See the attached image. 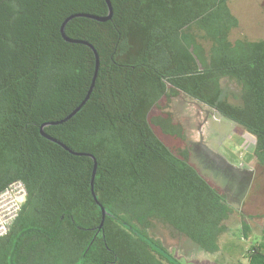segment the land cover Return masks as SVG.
<instances>
[{
    "label": "trees",
    "instance_id": "1",
    "mask_svg": "<svg viewBox=\"0 0 264 264\" xmlns=\"http://www.w3.org/2000/svg\"><path fill=\"white\" fill-rule=\"evenodd\" d=\"M110 1L111 20L67 24L69 38L98 52V77L74 117L44 129L96 158L101 226L93 160L40 128L80 106L96 69L89 47L63 39V22L106 17L107 2L0 0V193L16 181L27 189L0 239V264H182L151 236L157 224L219 253L234 210L192 161L186 127L171 111L180 96L253 136L264 172V38H233L232 0ZM245 258L235 264H264V242Z\"/></svg>",
    "mask_w": 264,
    "mask_h": 264
},
{
    "label": "rangeland",
    "instance_id": "2",
    "mask_svg": "<svg viewBox=\"0 0 264 264\" xmlns=\"http://www.w3.org/2000/svg\"><path fill=\"white\" fill-rule=\"evenodd\" d=\"M230 8L240 22L239 29L233 33L234 39L245 37L256 41L264 38V0H232ZM171 111L186 127L193 146L192 161L201 175L221 187L227 193L229 203L236 207L246 192L249 191L250 197L254 196L257 180L254 182L253 179L260 174L253 155L255 138L214 109L186 96L174 99ZM214 152L224 155L227 162L220 161ZM242 221L232 217L227 222L229 231L221 238V251L217 254L200 251L176 231L161 224L155 226L151 236L159 239L182 264L247 263L248 250L254 244L264 242V223L252 222L250 232L244 235Z\"/></svg>",
    "mask_w": 264,
    "mask_h": 264
},
{
    "label": "water",
    "instance_id": "3",
    "mask_svg": "<svg viewBox=\"0 0 264 264\" xmlns=\"http://www.w3.org/2000/svg\"><path fill=\"white\" fill-rule=\"evenodd\" d=\"M107 2V5H108V8H109V14L106 16V17H98V16H95V15H89V14H76V15H71L69 16L62 24L61 26V34H62V37L63 39L68 42V43H72V44H83L87 47H89L95 54V58H96V69H95V73H94V77H93V80H92V84L90 86V89L88 91V94L85 98V100L80 104L79 107H77L70 115H68L66 118H64L63 120L61 121H58V122H52V123H44L41 128H40V133L41 135L50 140L51 142H54L58 145H60L62 148H64L67 152L73 154V155H76V156H88L90 157L93 162H94V169H93V174H92V180H91V187H92V192H93V197L94 199L96 200L97 202V205L101 208L102 210V213H103V222L101 224V226H103V223H104V219H105V216H106V211L104 209V207L101 205V203L97 200V197H96V194L94 193V181H95V176H96V172H97V167H98V163H97V160L96 158L92 155V154H89V153H79V152H74L72 149H70L69 147H67L65 144H63L62 142L48 136L44 129L49 126V125H59V124H63L67 121H69L72 117H74L81 109L82 107L86 104V102L89 100L90 98V95L92 94L93 90H94V87H95V84H96V81H97V77H98V72H99V66H100V60H99V54L98 52L96 51V49L93 47V45H91L90 43L86 42V41H79V40H74V39H71L69 38L67 35H66V26L67 24L73 20L74 18H79V17H84V18H89V19H93V20H96L98 22H106V21H109L112 19V16H113V8H112V4H111V1L110 0H106Z\"/></svg>",
    "mask_w": 264,
    "mask_h": 264
},
{
    "label": "built area",
    "instance_id": "4",
    "mask_svg": "<svg viewBox=\"0 0 264 264\" xmlns=\"http://www.w3.org/2000/svg\"><path fill=\"white\" fill-rule=\"evenodd\" d=\"M27 198V189L22 181H16L0 193V239L7 235L19 216Z\"/></svg>",
    "mask_w": 264,
    "mask_h": 264
},
{
    "label": "crops",
    "instance_id": "5",
    "mask_svg": "<svg viewBox=\"0 0 264 264\" xmlns=\"http://www.w3.org/2000/svg\"><path fill=\"white\" fill-rule=\"evenodd\" d=\"M215 157H217L220 161L227 162V158L221 153L214 152ZM259 176L257 178V184L255 185V195L249 196V191L246 192L245 196L242 197V201L238 207L230 204L234 210V214L231 216L236 219H240L243 222H247V224H251L252 222H262L264 223V172L260 171ZM248 199V202H244V200ZM244 212H243V211ZM230 218V220H231ZM229 220V221H230ZM229 231V230H228ZM228 233V232H227Z\"/></svg>",
    "mask_w": 264,
    "mask_h": 264
}]
</instances>
